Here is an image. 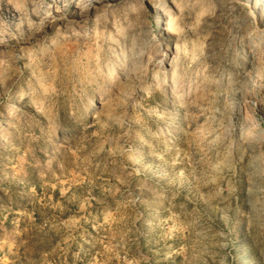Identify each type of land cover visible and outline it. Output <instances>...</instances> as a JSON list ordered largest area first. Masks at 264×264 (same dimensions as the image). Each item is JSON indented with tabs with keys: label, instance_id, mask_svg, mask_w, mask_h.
<instances>
[{
	"label": "rangeland",
	"instance_id": "rangeland-1",
	"mask_svg": "<svg viewBox=\"0 0 264 264\" xmlns=\"http://www.w3.org/2000/svg\"><path fill=\"white\" fill-rule=\"evenodd\" d=\"M0 264H264V0H0Z\"/></svg>",
	"mask_w": 264,
	"mask_h": 264
}]
</instances>
